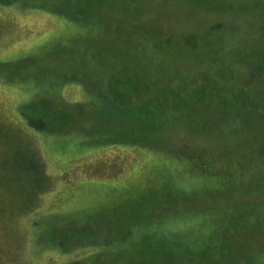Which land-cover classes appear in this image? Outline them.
<instances>
[{
    "label": "rangeland",
    "instance_id": "obj_1",
    "mask_svg": "<svg viewBox=\"0 0 264 264\" xmlns=\"http://www.w3.org/2000/svg\"><path fill=\"white\" fill-rule=\"evenodd\" d=\"M206 79L230 88L215 101L238 116H207L194 102L191 119L138 123L136 111L159 92L186 99ZM32 112L45 113L52 134L25 124ZM35 153L51 185L33 200L13 164ZM263 154L264 0L0 1V168L13 169L4 177L15 209L29 205L15 212L17 241L6 236L15 264L146 262L133 245L153 233L184 246L186 260L216 243L208 219L260 204L247 194L252 176L241 185L200 178L186 161L211 157L221 178L229 167L254 173L248 161ZM219 229L226 242L241 234ZM235 237L231 253L211 248L210 258L245 264L247 249L264 251L258 235Z\"/></svg>",
    "mask_w": 264,
    "mask_h": 264
},
{
    "label": "trees",
    "instance_id": "obj_2",
    "mask_svg": "<svg viewBox=\"0 0 264 264\" xmlns=\"http://www.w3.org/2000/svg\"><path fill=\"white\" fill-rule=\"evenodd\" d=\"M1 2H7V0H0ZM220 78L224 81L226 79H229L228 77H224L222 75H219ZM216 81V80H214ZM214 81H208L203 80V84L201 87H197L194 90H191L187 94L186 99H182L179 95H173V92L170 89H164V91L161 93L159 92L156 96H154V99L151 102L146 103L140 110L136 111L137 114V121L138 123L140 121L149 120V119H157L161 120L164 124H167V120H170L172 123H179L178 121L183 120L184 118H190L191 116L188 115V111H192L193 106H195V103L200 104L199 107L207 108V116L210 113L217 114L219 113L220 117L228 118V116L235 117L238 116V111H236L234 108L230 106L229 107H222L223 102L220 101L218 104H216L217 100L223 99L225 95H227L231 90L230 88H223L218 86V84H221L220 81H216V84ZM228 82V81H227ZM80 84V83H78ZM81 85V84H80ZM82 86V85H81ZM255 89L247 88V90H240L237 89L236 92L239 94L247 95L252 94ZM191 100V101H188ZM216 100V101H215ZM215 105V107H213ZM242 108H244V103H242ZM192 109V110H191ZM185 112L187 114H185ZM29 114L25 116V124L30 127L31 129H35L38 131L41 125H43L44 129H48L47 131L40 130L39 132L44 133L47 132V134H52V127H48L45 125H48L49 119L44 117V112ZM135 113V111L133 112ZM193 114V113H192ZM186 115L187 117H184ZM179 116V117H178ZM33 119V120H31ZM227 121V120H226ZM46 122V124L44 123ZM61 122V121H59ZM160 123V124H163ZM186 124L190 125L191 128L193 126L190 124V122H186ZM221 124V123H220ZM223 125H226V122L223 123ZM152 126L155 127L157 124L152 122ZM63 130L62 132H64ZM56 132V131H55ZM60 133V132H57ZM161 150V149H159ZM158 150V151H159ZM28 156V155H27ZM30 158L23 159L22 163L19 164V162H15L13 164V167L15 170L22 173L23 180H20V183H23L26 190L31 191L33 194L32 196L33 200L37 198L38 196H41L42 194L46 193L49 190L50 187V177L47 176L44 169V164L40 157L35 153L34 156H29ZM236 158V157H234ZM191 159V160H190ZM211 157L207 158H189L188 161H186L187 165L190 166V170L194 172L195 175H197L200 178H209L211 180L216 181H224L226 180L231 185H241L243 180L249 177L252 179L253 182L252 191L248 192L247 194H257L260 199V204L258 206L253 204L248 205H242L241 207H235V208H229V210H225L221 212V219H219L216 216H212V219H208L207 223L210 226L209 234L212 238V235L215 233V242L212 245L210 243H205L200 251L198 250V253L192 252L193 256L196 257L199 262L193 263L192 257H189L188 259H183L182 257L185 256V253L187 252V249L184 246L180 247V250L173 249V247H170L165 242V237L162 238L161 236H156L154 233L151 235L144 234L141 239H139V243L135 246L138 254L145 253V256L143 259H146L147 261L139 260L137 264H168V261L171 263L173 259H176L177 261L173 260V264H223L224 262L220 260H214L210 258L211 255V248L215 252V254H218V256L221 255H227L229 252L231 253L236 247L239 246L238 242L236 240L238 239L235 237L238 235L239 237L242 234V237L244 238L246 235H258L260 238H264V154H263V161L257 159H251L248 161L250 166H248V170L255 168V172L252 171L248 174H242L244 175H231L230 167L228 170L224 171V176H221V178L217 175L218 170L215 168H218L217 162L211 161ZM247 161V159H245ZM3 167L0 168V263L3 262L2 257L3 254L7 253L6 256H8L7 260L9 264H15L16 259L12 253L11 255V247L10 241L7 240L6 236L8 233H13L15 235L14 241H17V229L15 227V217H16V211H26L28 209L27 206L24 205V209H15V204L12 200L13 194L11 191V186L9 185V182L5 181V174L6 172H9V170H13L10 168V166H7L6 162L4 161ZM247 163V162H246ZM186 165V166H187ZM231 168L234 170L236 169V166L234 164H230ZM233 165V166H232ZM221 169V168H220ZM259 179L257 180V176ZM232 180V181H231ZM33 189H31V188ZM33 201L30 203L32 204ZM220 216V212H219ZM229 228L232 227V231H237V233L233 236V238L226 242L228 238V233L222 229V226H227ZM232 237V236H231ZM253 239H250L247 241L249 243V246H252ZM19 246V244L17 245ZM8 251V252H6ZM253 250L247 249L246 252L243 253V259L245 264H264V251L256 254H253ZM187 254V253H186ZM191 254V255H192ZM167 255L173 259L167 260ZM182 255V257H180ZM5 256V257H6ZM200 256V258L198 257ZM204 257V258H203ZM224 257V256H223ZM10 258V259H9ZM191 260V261H190ZM5 264V263H4ZM231 264H242L240 262V259H237L236 261H231Z\"/></svg>",
    "mask_w": 264,
    "mask_h": 264
}]
</instances>
